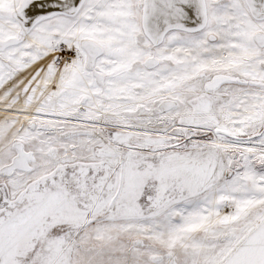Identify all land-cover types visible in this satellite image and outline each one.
I'll use <instances>...</instances> for the list:
<instances>
[{
    "label": "snow or ice",
    "instance_id": "obj_1",
    "mask_svg": "<svg viewBox=\"0 0 264 264\" xmlns=\"http://www.w3.org/2000/svg\"><path fill=\"white\" fill-rule=\"evenodd\" d=\"M0 264H264V0H0Z\"/></svg>",
    "mask_w": 264,
    "mask_h": 264
}]
</instances>
